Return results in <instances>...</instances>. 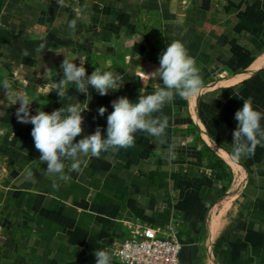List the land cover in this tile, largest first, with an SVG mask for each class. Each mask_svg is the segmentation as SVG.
<instances>
[{
  "label": "crops",
  "instance_id": "1",
  "mask_svg": "<svg viewBox=\"0 0 264 264\" xmlns=\"http://www.w3.org/2000/svg\"><path fill=\"white\" fill-rule=\"evenodd\" d=\"M174 40L205 87L154 114L168 117V142L158 148L137 132L133 147L92 157L79 173L64 161L65 181L47 174L33 125L17 120L18 97L32 100V115L66 106L46 86L62 78L65 57L84 58L88 75L100 68L123 82L105 96L67 87L86 108L76 140L97 127L106 136L113 100L137 102L163 87L149 74ZM244 100L264 113V0H0V264H64L103 245L111 264H125L110 253L114 239L172 222L184 264H264V147L230 157ZM168 144L176 145L171 162Z\"/></svg>",
  "mask_w": 264,
  "mask_h": 264
},
{
  "label": "clouds",
  "instance_id": "2",
  "mask_svg": "<svg viewBox=\"0 0 264 264\" xmlns=\"http://www.w3.org/2000/svg\"><path fill=\"white\" fill-rule=\"evenodd\" d=\"M57 2L64 5V0ZM69 28L75 33V20L69 22ZM39 47L43 49L44 44ZM24 55L27 56L28 52L25 51ZM85 62L84 58H80L77 65L74 60L65 57L60 64L62 78L46 86L45 95L50 92L57 93L60 99L70 101L66 106L63 105L51 113L37 109V114L32 115V100L27 96H19L17 99L20 103L16 111L18 122L33 125L31 136L36 150L41 154L39 161L47 165V174L56 176L60 181L69 179L64 174V161H72L69 170L79 173L81 165L87 167L88 160L92 157L99 159L102 153H114L119 149L133 147L137 132H143L150 137L158 148L166 144L169 119L167 116L154 114L162 112L164 106L172 103L176 96L188 100L200 95L205 87L196 60L189 55L183 42L174 40L159 54V67L149 74L161 80L163 87L152 94H140L137 102L130 101L126 96L113 100V111L107 116L106 136L97 127L93 134L77 141L76 138L84 131L82 112L86 108L73 96L67 95L68 85L74 84L78 92L85 95L89 94L91 87L99 95L105 96L110 90L116 91L123 84L120 76L112 71L95 68L88 75ZM3 87H8L6 81ZM106 111V107H100L99 116H104ZM234 118L237 127L233 132L230 157L239 161L242 157L253 156L257 145L264 147L261 144V140H264V127L261 126L264 113L254 109L250 100H244L242 108L236 111ZM175 149V144H168L164 158L169 162L175 159ZM32 178L33 172L26 170L25 180L31 181ZM56 186L54 180L53 187ZM94 255L95 264H111V257L104 249H96Z\"/></svg>",
  "mask_w": 264,
  "mask_h": 264
},
{
  "label": "built area",
  "instance_id": "3",
  "mask_svg": "<svg viewBox=\"0 0 264 264\" xmlns=\"http://www.w3.org/2000/svg\"><path fill=\"white\" fill-rule=\"evenodd\" d=\"M183 246L179 224L172 222L164 227L140 225L128 236L114 239L109 249L125 264H184L180 258Z\"/></svg>",
  "mask_w": 264,
  "mask_h": 264
},
{
  "label": "water",
  "instance_id": "4",
  "mask_svg": "<svg viewBox=\"0 0 264 264\" xmlns=\"http://www.w3.org/2000/svg\"><path fill=\"white\" fill-rule=\"evenodd\" d=\"M100 249H104L105 251H107L106 246H102ZM94 252H91L87 255H84L76 260L73 261H69L67 263L64 264H95V255Z\"/></svg>",
  "mask_w": 264,
  "mask_h": 264
},
{
  "label": "trees",
  "instance_id": "5",
  "mask_svg": "<svg viewBox=\"0 0 264 264\" xmlns=\"http://www.w3.org/2000/svg\"><path fill=\"white\" fill-rule=\"evenodd\" d=\"M220 166H223V163H220Z\"/></svg>",
  "mask_w": 264,
  "mask_h": 264
}]
</instances>
